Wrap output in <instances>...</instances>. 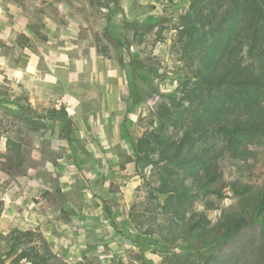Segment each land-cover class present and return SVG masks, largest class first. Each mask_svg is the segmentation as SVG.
Here are the masks:
<instances>
[{
	"label": "rangeland",
	"instance_id": "374dc122",
	"mask_svg": "<svg viewBox=\"0 0 264 264\" xmlns=\"http://www.w3.org/2000/svg\"><path fill=\"white\" fill-rule=\"evenodd\" d=\"M189 1L0 0V236L13 229L41 233L29 213L66 208L76 213L53 217L68 224L69 217H86L84 212L87 219L105 217L90 230L107 238L97 248L109 252L106 257L95 249L91 242L102 240L92 231L74 260L64 257L61 243L51 242L70 264H164L173 251L183 255L180 264H264L256 223L201 251V259L182 251L178 239L190 215L201 212L197 204H203L211 226L238 210L231 183L247 184V197L262 194L264 149L251 163L221 157L218 187L224 192L218 199L188 184L180 199L167 202L152 191L161 177L152 166L139 164L141 173L132 171L125 184L114 174L117 167H136L123 152L133 151L135 140L156 124L160 104L178 100L185 71L178 61L176 30ZM124 6L132 11L119 12ZM201 33L197 46L208 42ZM27 52L35 70L20 65ZM62 109L74 123L70 136L78 142L60 138V122L67 121L54 113ZM14 113L21 114L19 121L11 117ZM102 169L109 172L105 186L90 181L93 170ZM224 199L232 203L224 207ZM215 210L220 214L209 219ZM193 238L190 234L186 240ZM174 240L170 251L165 242ZM116 246L128 252L114 255ZM4 258L0 264H8Z\"/></svg>",
	"mask_w": 264,
	"mask_h": 264
},
{
	"label": "trees",
	"instance_id": "16d2710c",
	"mask_svg": "<svg viewBox=\"0 0 264 264\" xmlns=\"http://www.w3.org/2000/svg\"><path fill=\"white\" fill-rule=\"evenodd\" d=\"M178 23L175 44L185 71L178 100L160 104L156 124L135 140L136 170L140 172L139 164L159 169L161 177L152 191L167 202L180 199L188 184L218 199L224 192L218 187L221 157L251 163L264 149V0H190ZM201 32L208 42L197 46ZM54 114L67 121L60 122V138L78 142L70 136L74 123L65 110ZM174 114L180 119L174 120ZM11 117L19 121L21 114ZM229 186L238 197V210L223 214L213 226L203 212L192 213L178 238L182 251L201 259V251L252 223L259 225L264 241V191L247 197V184ZM190 234L194 238L188 241ZM0 238V257L8 264H70L36 231L13 229ZM171 243L176 242H165L170 251ZM180 254L173 251L164 264H180Z\"/></svg>",
	"mask_w": 264,
	"mask_h": 264
},
{
	"label": "crops",
	"instance_id": "0c3cea01",
	"mask_svg": "<svg viewBox=\"0 0 264 264\" xmlns=\"http://www.w3.org/2000/svg\"><path fill=\"white\" fill-rule=\"evenodd\" d=\"M124 8L126 9V10H124V12L122 10L121 11L119 10V12H122L124 14V13H127V11H132L131 6H124ZM119 12L115 11L114 14L117 15V14H119ZM20 65H21L22 69H24L25 71H31L32 69L33 70L36 69V66L31 65V56L28 52L25 53L23 59L21 60ZM77 123L79 125L80 124L83 125L84 122H77ZM87 125L88 124L86 123L85 126H87ZM92 126L94 128L98 125L95 122H92ZM123 153L129 154L135 160L134 155H133V151L123 152ZM112 154H114V153H112ZM119 154L122 155L121 152H119ZM119 157H121V156H119ZM130 165H125V166L117 167L114 169L115 170L114 174L117 175V180L119 181V183L125 184L128 176H133L134 172H132V171L136 172V167H132V164H130ZM88 171H92V170H88ZM93 171H94V175L91 176L90 181L94 184L100 183V181H103V186H105V182L107 181V177H108L109 172L107 170L104 171L103 169L100 173L98 171L96 172V170H93ZM100 184L102 185V183H100ZM63 209L64 210H62V211L57 210L55 212V214H48V212H50V210H48V209H46L43 213H39L36 210L35 211L32 210V212L29 213V216L35 220V224H32V225L33 226L40 225V228H39L41 231L40 234H42L50 244L53 241L61 243L63 248H66V251L63 252L64 257H69L72 260L76 259L77 256L81 253V251H84L83 249H85V247H86L85 246L86 244H84V243L88 242L87 236L90 235L91 231L94 232L95 234H97V236H96V237H98L97 239L102 240L99 242H91V243L95 244V249H101V251H103L104 247L97 248V246H99L100 242L101 243L107 242L108 241L107 238H101L102 234H99V232H96V230H90V227H93V226L95 227L96 221L103 220V222H105V220H106V219L104 220L105 217L99 216V217H94V219H92V218L87 219L88 213L84 212L86 217L80 216V215L76 216V217H69L70 223L68 224V223H65L64 221H62L60 217H57V216L55 218L53 217V215H60V214L65 216L70 211L73 214L76 213L73 211L74 209H70V210H67L66 208H63ZM96 213H95V215L100 214V212L97 214ZM90 215L93 216L94 214L90 213ZM96 237H94V238H96ZM89 241H91V240H89ZM117 250H119V251L117 252ZM121 250L119 247L116 246L115 248H112L111 251L114 255L122 254L124 252H128L127 250H125V251L122 250V252H120ZM102 253L106 257L109 254V252L107 253L105 251H103Z\"/></svg>",
	"mask_w": 264,
	"mask_h": 264
},
{
	"label": "clouds",
	"instance_id": "9594fccd",
	"mask_svg": "<svg viewBox=\"0 0 264 264\" xmlns=\"http://www.w3.org/2000/svg\"><path fill=\"white\" fill-rule=\"evenodd\" d=\"M231 203H232V201L229 200V199H224V200L222 201V205H223L224 207L229 206ZM196 210H197V211H201V212L204 211V206H203V204H197V205H196ZM219 214H220L219 210H215V211L212 212V215L209 217V219H213L214 217L218 216Z\"/></svg>",
	"mask_w": 264,
	"mask_h": 264
}]
</instances>
